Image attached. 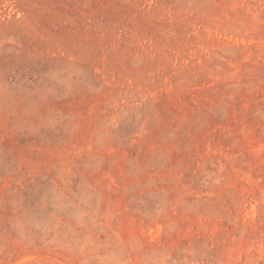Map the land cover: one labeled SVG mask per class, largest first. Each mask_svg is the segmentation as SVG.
<instances>
[{
  "label": "rangeland",
  "instance_id": "374dc122",
  "mask_svg": "<svg viewBox=\"0 0 264 264\" xmlns=\"http://www.w3.org/2000/svg\"><path fill=\"white\" fill-rule=\"evenodd\" d=\"M0 264H264V0H0Z\"/></svg>",
  "mask_w": 264,
  "mask_h": 264
}]
</instances>
